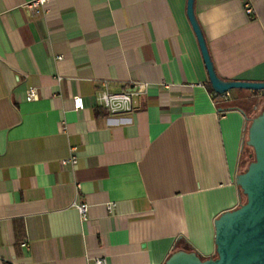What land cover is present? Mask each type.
I'll list each match as a JSON object with an SVG mask.
<instances>
[{
    "label": "crops",
    "instance_id": "crops-1",
    "mask_svg": "<svg viewBox=\"0 0 264 264\" xmlns=\"http://www.w3.org/2000/svg\"><path fill=\"white\" fill-rule=\"evenodd\" d=\"M35 1L0 0V264L214 257L248 116L238 90L213 97L187 0ZM194 12L218 78L264 82V0ZM104 90L137 93L133 110L109 114Z\"/></svg>",
    "mask_w": 264,
    "mask_h": 264
},
{
    "label": "water",
    "instance_id": "water-1",
    "mask_svg": "<svg viewBox=\"0 0 264 264\" xmlns=\"http://www.w3.org/2000/svg\"><path fill=\"white\" fill-rule=\"evenodd\" d=\"M186 16L197 40L211 91L219 96L236 90L263 94L264 82L218 78L195 16L194 0H187ZM246 139V146L253 151V161L235 177V185L245 201L214 221L215 256L202 259L193 252L177 251L164 264H264V109L250 121Z\"/></svg>",
    "mask_w": 264,
    "mask_h": 264
},
{
    "label": "built area",
    "instance_id": "built-area-1",
    "mask_svg": "<svg viewBox=\"0 0 264 264\" xmlns=\"http://www.w3.org/2000/svg\"><path fill=\"white\" fill-rule=\"evenodd\" d=\"M44 6V0H37L33 3H30L26 5V9L29 12H35L38 14V9L42 8ZM245 11L247 14H251V8L248 6L245 7ZM143 89V86H140V90L138 92H141ZM137 95V93H132L130 91H124L121 93H110L106 90L102 91L98 95V101L101 104L103 108L106 109V111L111 115H118V114H126L130 113L133 110V98ZM214 98H224L227 97L228 94L224 95H217L215 93H212ZM26 98L28 101H34L37 99V94L35 89H29L27 91ZM72 107L74 111H80L83 110L84 105L82 99L77 96L72 98ZM75 157L71 156L68 160L64 161L62 164H74L75 163ZM113 206L109 205L107 206V210L111 211ZM76 209L78 211L79 217L82 222L87 221V213L88 208L86 205H76ZM94 264H105V261L103 259H95Z\"/></svg>",
    "mask_w": 264,
    "mask_h": 264
},
{
    "label": "rangeland",
    "instance_id": "rangeland-1",
    "mask_svg": "<svg viewBox=\"0 0 264 264\" xmlns=\"http://www.w3.org/2000/svg\"><path fill=\"white\" fill-rule=\"evenodd\" d=\"M242 95L240 102L241 107L246 111L248 116V125L250 121L255 118L264 109V95L260 92H251L246 90H238ZM247 125V126H248ZM246 136L243 143L240 172H244L248 165L253 161V151L246 146ZM241 201L244 203L245 199L241 196Z\"/></svg>",
    "mask_w": 264,
    "mask_h": 264
},
{
    "label": "trees",
    "instance_id": "trees-1",
    "mask_svg": "<svg viewBox=\"0 0 264 264\" xmlns=\"http://www.w3.org/2000/svg\"><path fill=\"white\" fill-rule=\"evenodd\" d=\"M242 156V155H241ZM240 163H241V160H240ZM240 173H242V172H240Z\"/></svg>",
    "mask_w": 264,
    "mask_h": 264
},
{
    "label": "flooded vegetation",
    "instance_id": "flooded-vegetation-1",
    "mask_svg": "<svg viewBox=\"0 0 264 264\" xmlns=\"http://www.w3.org/2000/svg\"><path fill=\"white\" fill-rule=\"evenodd\" d=\"M263 95H264V93H263Z\"/></svg>",
    "mask_w": 264,
    "mask_h": 264
}]
</instances>
